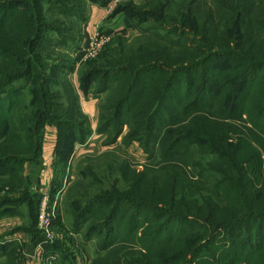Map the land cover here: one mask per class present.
Here are the masks:
<instances>
[{"label": "trees", "instance_id": "trees-1", "mask_svg": "<svg viewBox=\"0 0 264 264\" xmlns=\"http://www.w3.org/2000/svg\"><path fill=\"white\" fill-rule=\"evenodd\" d=\"M111 1L105 0L103 4ZM92 2L99 4L97 0ZM223 8V5L219 7L222 10L219 20L218 17L215 19V11L208 10L205 19H201V27L199 23H193L194 28H201L205 38L211 34L210 40L221 39L220 45L214 46L210 42L213 49L218 47L221 51L212 50L200 60L173 68L172 76L169 74L166 78L167 94L160 99L156 112L151 111L147 91L158 76L150 77L140 97L123 98L114 106L116 119H121L130 103L126 124L131 129L125 143L139 141L147 151L155 140L159 151L157 164L174 174L166 178L150 176L147 165L145 172L133 175L134 191L129 194V200L135 211L126 217L128 227L125 228L122 225L124 221L118 227L113 225L124 214L122 195H100L96 200L98 214L100 217L106 214L101 219L108 217L111 222L110 238L109 235L106 237L103 250L113 252L115 230L134 234L144 226L140 240L147 253L158 255L170 251V256H177V261L172 264H207L204 253L211 250L214 237L205 243L199 240L189 249L187 241L199 232L200 235L214 236L217 230H221L232 237L223 255L228 264H264V0H227ZM0 12V33H8V39L0 41V144H8L12 149L0 158L2 183L5 176L41 156L42 130L46 125L58 129L56 167L61 160L67 162L71 159L76 144H84L91 130L87 126L89 116L81 106V95L71 87L68 79L66 82L71 90L67 99L69 108L62 109L63 104L55 103L63 97L51 87L58 84V77L65 70L60 65L49 66L42 50L38 52L39 47L43 48L38 42L43 39L41 29L46 28L41 14L36 18L34 6L24 0H0ZM224 12L227 17L221 18ZM213 25H216L215 29ZM219 25L224 26L220 35L216 32ZM10 28L13 30L9 31ZM234 40L238 42L236 49L231 48ZM180 46L191 50L184 52L191 58L194 51L201 49L195 45ZM214 58L222 59L223 63L215 69L210 67L199 71L188 79L184 83L185 93L182 92L184 99L181 96L174 101L173 96H168L176 78L187 71L202 68L204 59L206 62ZM154 70L168 72L163 67H154ZM115 72H88L85 79L79 78L80 90L88 97L90 78L99 76L103 78L104 86L97 93L104 92ZM22 80H26L27 85L16 86V82ZM27 88L32 99L29 110L25 111L21 105ZM208 92L211 95L206 99ZM172 103L178 106L179 111L172 113L165 122L164 117H159L160 110ZM60 111L62 114L58 113ZM78 116L84 122L78 123ZM102 130L104 128L100 127L98 131ZM31 142L32 147L28 145ZM66 149H69L68 154L61 153ZM206 154L214 156L213 162H203L202 157ZM38 163L42 164V161ZM18 181L21 183L23 178ZM205 188H211L213 193L201 195V198L190 197L194 196V190L199 192ZM113 192L116 193V189ZM4 201L2 206L9 207L0 212V218L19 214L16 208L33 199L24 197ZM216 201H224L226 205L221 206ZM33 202L36 210L32 221L15 231L30 232L34 239L40 231L37 229V202ZM112 203L115 207L110 209ZM173 224L177 226L170 230ZM124 238L123 235L121 239ZM0 249L1 256L13 257L14 261L21 246L19 242H10L1 245ZM189 254L194 261L188 260Z\"/></svg>", "mask_w": 264, "mask_h": 264}, {"label": "rangeland", "instance_id": "rangeland-1", "mask_svg": "<svg viewBox=\"0 0 264 264\" xmlns=\"http://www.w3.org/2000/svg\"><path fill=\"white\" fill-rule=\"evenodd\" d=\"M24 1L28 5L30 3L34 6L36 18L40 13L41 21L46 25V28L41 29L43 39L38 42L42 44L43 48L39 47L38 52L42 50L49 66L56 64L64 68L63 71L65 70V73L63 72L64 74H61L60 78L58 77V84L51 87L53 91H59L63 97L61 100H55V103L63 104L62 109L69 108L67 99L71 90L66 82L68 79L71 87L79 91L81 103L88 97L98 98V110L97 116L89 117V122H87L91 135L84 143H87L86 146L80 148L79 145L81 144L77 143L75 148L79 147V152L73 153L67 162L61 160L58 167L55 166L57 159L56 143L54 149L56 159L52 164V185L50 188L48 185H44L47 187L43 190L42 187L44 186H41L39 175L43 166V150L47 148L48 151L45 153L49 157L50 148L53 144V138L48 136L46 139L45 136L48 128L52 127L54 131H57L58 141L57 127L45 126L42 130L41 156H37L34 162H27L18 168V171L5 176L2 180L4 182L0 183V212L9 207L2 206L6 199L17 200L31 197L33 201L37 202L39 238L48 243L44 252L38 256L41 264H172L177 261V256L174 254L170 256V251L151 255L143 250V241L140 240V237L145 231L144 226H140L141 228L135 233L133 232L134 234L127 231L124 234L122 229L115 230L112 236L115 240V249L112 250L114 253L110 250H103L105 247L102 248L106 243V237L109 235L110 238L109 226H111V222L107 219L108 217L101 219L106 214L101 217V214H98L97 208L99 206L96 205V200L100 195L105 193L116 197L122 195L124 214L113 225L118 227L124 221L122 225L125 228L128 222H125L126 217L129 218L135 211L130 205L131 198L129 196L134 191L133 175L145 172L148 169L147 165L150 167L148 170L150 176L157 175L159 178H166L167 175L173 176L174 174L171 171L167 172L161 169L160 165L157 164L159 151H157L158 145L155 144V140L147 151L144 144L139 141L130 144L125 143V137L131 129L126 124L130 103L125 108V115L121 119H116L114 106L118 100L123 98L136 99L140 97L146 90L150 77L158 76L147 91L150 94L148 104H151V111L156 112L160 106V99L167 94L165 91L166 78L172 73L173 68L177 69L183 64L187 65L206 56L210 51L219 49L218 47L213 49L211 44L220 45L218 43L221 39L217 38L212 41L210 40L213 36L211 34L205 38L201 28H194L193 23H199L201 27V19H205L208 10L215 11V19L218 17L219 20L222 11L219 10V7L223 5L225 8L227 0H112L107 5L103 4L105 0H97L99 4L93 3L92 0ZM98 5L105 9L107 14L91 33L89 27V32L85 28L89 24L88 18L92 7ZM239 11L242 12L241 9ZM225 16L226 13L224 12L221 18H225ZM215 26H212L213 29ZM223 28V25L218 26L216 31L218 35L224 32ZM12 30L13 28H10L9 31ZM210 32L214 33V31ZM4 38L8 39V33H0V41ZM210 42L212 43L210 44ZM180 44L195 45L201 49L194 51L191 58L187 56L188 54H184V52H191V50L182 48ZM237 45L238 42L234 40L231 48L236 49L238 48ZM204 61L205 59L202 62V68L187 71V73L176 78V83L168 96H173L174 101H177L181 96L184 99L182 92L185 93L186 86L184 83L188 79L195 77L199 71L209 70L210 67L215 69L223 63L220 58ZM154 67H163L168 72H155ZM108 70L116 71V75L110 78L108 88L104 92L97 93V90L103 85V78L91 77L88 86L90 93L88 97H85L80 90L79 78L85 79L88 72ZM212 71L214 70L212 69ZM22 85H27V81L16 82V86ZM121 86L123 87L121 88ZM210 95L211 93L208 92L206 99ZM31 99L32 95L27 88L21 105L23 110H29ZM175 111L178 112L179 108L175 103H172L167 107L165 106L164 109L161 108L159 117H164V120L168 119ZM58 113L62 114L61 111ZM77 121L78 123L84 122L83 118L79 116ZM100 127L104 128L102 132L98 131ZM28 145L32 147V142ZM10 150L12 149L8 144H0V158H3ZM68 151L69 149L62 150L61 153L68 154ZM152 154L153 156H151ZM62 158L64 159V157ZM202 159L208 164L213 162L215 158L211 154H206ZM39 161H42V164H39ZM20 178H23L21 183L18 181ZM115 189L120 194L113 192ZM194 191V196L190 197L201 198V195L208 196L213 193L211 188L200 190V193ZM33 201L17 208L14 206V209L19 211L21 220L26 224L32 221L35 214L36 208ZM45 202L46 211L51 214V217L54 216V224L51 222L52 227L50 229L53 244H51V240H48L46 231L40 228V216ZM218 203L221 206L226 205L224 201ZM114 207L115 203H112L110 209ZM89 208L91 209L89 210ZM82 211L85 212V215H82ZM13 215L16 216L17 213ZM176 226L177 224H173L170 230ZM90 228L92 229L90 230ZM198 234L187 241L188 249L191 245L194 247L199 240L205 243L214 237L211 250L204 253L205 261L208 262L207 264H228V260L223 259V255L224 249L228 248L232 237L221 230H217L214 236L210 234L200 235V232ZM123 235L125 238L121 239ZM1 242L0 246L3 245ZM42 245H39V248ZM48 248H50L49 252ZM21 254L22 248L19 249V256L14 261L13 257H1L0 255V264H18ZM188 260L194 261L193 256H188Z\"/></svg>", "mask_w": 264, "mask_h": 264}, {"label": "crops", "instance_id": "crops-1", "mask_svg": "<svg viewBox=\"0 0 264 264\" xmlns=\"http://www.w3.org/2000/svg\"><path fill=\"white\" fill-rule=\"evenodd\" d=\"M107 14V11L105 9H102L99 6L92 7L90 13H89V24L86 26V31H88V27L90 28V32L92 33L96 26L101 22V19L105 17ZM89 32V31H88ZM95 97H91L88 99L82 100L81 106L86 115H88L90 118H94L97 116V101ZM57 131H54L52 127L48 128L46 130V139L48 136H51L53 138V144L50 148V156H46L47 154V148L45 149L46 143L44 144L43 150V166L40 175L41 179V186L52 185V178H53V166L55 158L54 149L57 143ZM45 139V141H46ZM87 144V143H86ZM86 144L79 145L81 147H85ZM79 147L75 148L74 153L79 152ZM85 150V149H84ZM45 154V155H44ZM51 157V158H50ZM46 158V160H45ZM51 159V161H49ZM49 161V162H48ZM47 186L42 187L43 190L46 189ZM21 216L17 214L16 216H3L0 218V241L1 243H7L9 242H19L21 248H22V256L18 260V264H41V261L39 260L38 256L41 255L44 252V249L48 245V243H45L44 240H40L39 236L33 239V236L30 232H27L25 230L23 231H15L17 227L22 225H27L21 220ZM22 221V222H21ZM42 242V243H41ZM42 245V247L39 248V245ZM50 251V248H48V252ZM37 256V258H36ZM3 257V256H1Z\"/></svg>", "mask_w": 264, "mask_h": 264}, {"label": "built area", "instance_id": "built-area-1", "mask_svg": "<svg viewBox=\"0 0 264 264\" xmlns=\"http://www.w3.org/2000/svg\"><path fill=\"white\" fill-rule=\"evenodd\" d=\"M46 202H45V206L42 207V212H41V216H40V228L44 231H46V235L48 240L51 242V244H53V236L52 233L50 232L51 227H52V223L54 224L53 218L54 216L51 217V214L48 213L46 211ZM52 222V223H51Z\"/></svg>", "mask_w": 264, "mask_h": 264}]
</instances>
